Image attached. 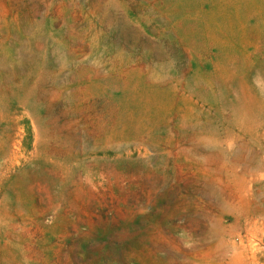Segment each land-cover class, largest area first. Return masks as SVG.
<instances>
[{
	"label": "rangeland",
	"instance_id": "obj_1",
	"mask_svg": "<svg viewBox=\"0 0 264 264\" xmlns=\"http://www.w3.org/2000/svg\"><path fill=\"white\" fill-rule=\"evenodd\" d=\"M263 202L264 0H0V264H264Z\"/></svg>",
	"mask_w": 264,
	"mask_h": 264
},
{
	"label": "bare ground",
	"instance_id": "obj_2",
	"mask_svg": "<svg viewBox=\"0 0 264 264\" xmlns=\"http://www.w3.org/2000/svg\"><path fill=\"white\" fill-rule=\"evenodd\" d=\"M103 48V47H102ZM228 179V178H227ZM219 180V179H218ZM223 184V183H222ZM214 190V189H213ZM257 201H259V200H257ZM262 201V200H261ZM256 202V201H255ZM264 203V202H263ZM258 206H260V205H258ZM235 210V209H234ZM262 215H264V214H262ZM260 217H261V215H260ZM258 232V231H257ZM250 239V238H249Z\"/></svg>",
	"mask_w": 264,
	"mask_h": 264
}]
</instances>
